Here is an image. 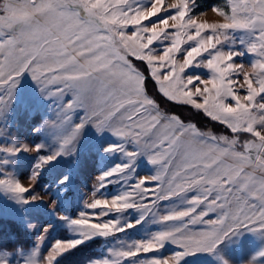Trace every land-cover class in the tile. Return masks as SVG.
Returning a JSON list of instances; mask_svg holds the SVG:
<instances>
[{"label":"snow or ice","instance_id":"6c2138e0","mask_svg":"<svg viewBox=\"0 0 264 264\" xmlns=\"http://www.w3.org/2000/svg\"><path fill=\"white\" fill-rule=\"evenodd\" d=\"M194 3L0 0V114L14 100L26 71L42 95L63 100L65 93L72 94L55 119H44L33 128L55 130L54 151L42 154L43 142L17 144L13 138L12 143H0V169L15 164L22 151L38 154L26 180L6 171L0 189L22 204L41 199L29 194L40 170L61 154L75 152L89 122L97 132L109 128L136 145L128 150L108 144L105 152L124 151L128 162L99 173L85 201L88 210L75 217L58 213L78 238L55 239L42 252L51 228L44 225L31 248L0 247V264H56L86 240L121 233L150 213L168 226L147 238L119 242L88 264H182L197 253L215 254L219 264H232L221 252L226 242L245 232L264 234V0H225L196 15ZM169 10L163 18L145 23ZM210 14L224 19L217 23L208 19ZM233 29L252 33L253 39L243 41L254 54L250 63L234 59L242 52L225 50L223 42ZM162 40L168 42L158 51L154 42ZM194 64L203 65L209 74L196 75ZM162 100L191 105L223 133H205L196 121L162 110ZM78 107L86 111L73 123L72 110ZM6 134L0 127V136ZM242 136L247 138L243 143ZM138 154L156 165L155 173L138 176L118 194H98L112 182L110 177L132 174ZM189 192L194 194L187 197V207L157 210L160 200ZM128 209L141 210L140 218L123 225L119 216L107 218ZM168 241L180 250L155 254ZM239 264H264V246Z\"/></svg>","mask_w":264,"mask_h":264},{"label":"rangeland","instance_id":"374dc122","mask_svg":"<svg viewBox=\"0 0 264 264\" xmlns=\"http://www.w3.org/2000/svg\"><path fill=\"white\" fill-rule=\"evenodd\" d=\"M224 2L225 0H195L192 6V14H199L206 11L213 4L223 5ZM136 3L146 6L150 3V0H136ZM170 12L171 10L160 13L157 17H153L145 23L155 22L156 19L163 18L164 15L170 14ZM208 19H213L219 23L224 18L213 17L210 14ZM229 35L231 38L223 42L225 50L231 49L242 52L243 55L234 57V59L238 62L250 63L254 59V54L247 51L246 44L243 41L245 39H253L252 33L244 29H233ZM167 42L163 40L157 41L154 42L153 46L158 51H161L163 45ZM192 69L196 75L206 76L209 74V70L203 65L194 64ZM188 74H192V72H188ZM20 80L21 83L18 86L14 100L7 110L0 114V127L5 128L7 132L5 136H0V143H12L13 138L17 144L43 142L46 147L41 150V153H50L58 146L54 139L55 130L45 128L39 132H34L33 128L44 119H55L63 104L72 99V94L71 92L65 93L63 100L42 95L39 85L32 79L31 73L27 71L21 75ZM161 108L164 110L163 100L161 101ZM191 108L194 112L192 117L199 119L196 121L205 133L214 132L217 135L223 133V128L218 127L215 121L204 115L202 111H198L192 106ZM85 111L86 109L79 107L73 109L72 122H80ZM245 139L247 138L242 136L240 142L243 143ZM108 144H122L128 150L136 147L130 141L125 142L124 138L118 137L109 128H105L103 132H97L95 126L89 122L85 125L82 134L76 142L75 152H70L68 155L61 154L55 161L49 162L40 170L39 178L33 188L30 189L29 194H39L41 199L22 204L12 199L9 193L0 189V216L12 217L20 221L33 235L34 245L37 243L38 235L43 231V226L51 225V228L46 233L45 242L41 246L42 252L46 251L47 247H50L55 239L78 238V234L69 230L67 221L61 218L58 213L62 212L69 217H75L81 211L88 210L86 209L85 201L94 190V181L99 173L110 169L117 163L128 162L129 158L124 151L105 152L104 148ZM3 155V153H0V156ZM37 156V153L22 151L15 157V164H8L3 169H0V176L4 175L6 171H13L17 178L26 180L31 174L32 165L35 163ZM132 169L133 172L130 175L120 174L110 177L109 179L112 182L105 185L98 194L105 196L118 194L131 187L138 176L154 174L156 165L151 163L146 155L138 154L133 161ZM64 176H67L68 180L63 181L62 178ZM193 194L194 192H189L162 199L157 202V210L160 213H166L174 208L187 207V197ZM141 214L139 209H128L123 213H110L107 218L113 219L119 216L123 225L129 221L138 220ZM209 215L212 216L214 214L210 213ZM29 224H34L36 227L30 229L28 227ZM167 226V223L160 222L154 213H150L139 224H135L121 233H116L109 237H92L77 246L79 248L78 254H80L78 262L88 264L91 259L107 255V249L117 246L119 242L147 238L153 232L163 230ZM98 238L103 239V242L98 247H94L95 249L84 247L90 241ZM262 246H264V234L260 232H245L242 237L226 242L221 252L225 258L232 261V264H239L240 260L247 258L252 252ZM174 250L180 249L177 245L168 241L164 248L157 250L155 254L167 255ZM182 264H219V261L215 254L197 253L185 257Z\"/></svg>","mask_w":264,"mask_h":264},{"label":"trees","instance_id":"16d2710c","mask_svg":"<svg viewBox=\"0 0 264 264\" xmlns=\"http://www.w3.org/2000/svg\"><path fill=\"white\" fill-rule=\"evenodd\" d=\"M164 110L176 111L187 120H199L192 117V113L194 112L191 106L187 104H170L167 101H164ZM102 242L103 239L101 238L94 239L87 243L84 247L93 249L94 247H98ZM33 245L34 238L27 227H25L20 221L15 218L0 216V247H7L9 249L22 247L24 249H28ZM78 251V247L70 250L68 253L60 257L57 260L56 264H84L78 262V258H80V254H78Z\"/></svg>","mask_w":264,"mask_h":264}]
</instances>
